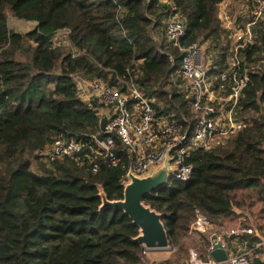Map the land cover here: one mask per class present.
Wrapping results in <instances>:
<instances>
[{"label":"trees","instance_id":"obj_1","mask_svg":"<svg viewBox=\"0 0 264 264\" xmlns=\"http://www.w3.org/2000/svg\"><path fill=\"white\" fill-rule=\"evenodd\" d=\"M224 1L0 0V264H144L139 228L123 211L101 209V190L109 201L123 200L122 167L102 164L93 174L88 162L44 155L57 139H72L85 145L83 158L102 161L89 149L90 136L100 134L102 106L80 98L77 77L121 92L124 80L153 99L158 114L195 125L199 115L179 75L184 49L195 43L206 49L220 96L230 95L234 70L247 72L235 110L243 127L210 150L192 152V180L145 203L162 214L170 245L186 252L197 211L217 225L244 219L243 227L264 234V64L253 68L264 61V20L257 43L232 69L236 43L219 17ZM172 10L186 26L180 47L166 37ZM10 16L37 25L21 34L11 30ZM223 74L228 79L220 83ZM256 203L262 206L255 212ZM200 242L209 245L205 235Z\"/></svg>","mask_w":264,"mask_h":264},{"label":"built area","instance_id":"obj_2","mask_svg":"<svg viewBox=\"0 0 264 264\" xmlns=\"http://www.w3.org/2000/svg\"><path fill=\"white\" fill-rule=\"evenodd\" d=\"M235 2L245 7L250 5L251 10L245 9L244 15L233 21L236 17L232 12L233 1L225 0L220 6L219 17L226 32L236 43L234 55L229 59L232 69L241 65L242 50L257 43L256 26L259 21L264 20V0ZM242 17H252V21L243 28L238 24ZM185 35L186 26L183 20L172 10L167 20V39L174 46L180 47ZM184 53L179 69L182 82L180 88L186 90L193 100L191 108L199 115L195 125H190L186 118H182L186 124L181 125L169 116L158 114L153 106L154 100L124 80L122 82L127 90L121 92L103 81H87L77 77L75 83L80 98L87 104L96 101L102 106L99 109L100 122L102 118H107L105 130L90 136L92 145L89 149L101 157L102 161H92L90 155L83 158L85 145L72 139H57L46 150V161L53 162L67 157L81 162L82 165L88 162L92 166L90 172L93 174L99 171L102 164L107 167L121 166L126 172L122 178L124 185L128 182L129 173L136 176L146 175L162 166L168 157L173 173L166 189H171L177 182L186 183L192 180L194 168L188 163L192 152L210 150L243 127L242 122L235 116V110L249 76L246 71L239 72V68L234 70L230 95L220 96L214 90V83L208 72L209 62L206 60L205 47L195 43L184 49ZM170 59L174 61L173 57ZM261 64H264V61L253 68L261 69ZM173 67L171 80L177 82L175 62ZM227 79V74H223L220 83ZM117 140L125 151L126 162L116 151ZM203 235L209 239V245L204 248L199 245ZM189 236L197 240L198 244L190 247L186 260L178 264H260V261H264V235L255 227L217 225L197 211ZM218 243L222 244L227 253V259L223 262L216 261L212 256ZM151 253L153 252L143 248L141 260L144 264H171L166 261L147 262L145 257Z\"/></svg>","mask_w":264,"mask_h":264},{"label":"water","instance_id":"obj_3","mask_svg":"<svg viewBox=\"0 0 264 264\" xmlns=\"http://www.w3.org/2000/svg\"><path fill=\"white\" fill-rule=\"evenodd\" d=\"M106 122L107 118H102L100 122L101 131L105 130ZM172 173L173 170L169 166L167 157L162 166L146 175L136 176L129 173L127 175L128 182L124 184L123 200L109 201L103 190L100 193L103 200L101 209L110 208L123 211L133 224L139 228V235L135 240L149 252L167 251L172 247L162 214L145 203V199L148 196L165 189ZM212 256L218 262H223L227 259V253L221 243L216 245Z\"/></svg>","mask_w":264,"mask_h":264},{"label":"rangeland","instance_id":"obj_4","mask_svg":"<svg viewBox=\"0 0 264 264\" xmlns=\"http://www.w3.org/2000/svg\"><path fill=\"white\" fill-rule=\"evenodd\" d=\"M248 9L249 11L251 10L250 5H248V7H245L243 5L240 4H236V6L233 8L232 12L234 14L233 21L234 19L238 18L240 15H244V10ZM8 22H9V26L11 28V30L21 33V34H26L30 31H32L33 29H35L36 27V23L34 22H27V21H22V20H18L12 16H10L8 18ZM225 23V21H224ZM227 25V23H225ZM208 60V59H206ZM261 203H256V206L253 207V210L256 212L259 210V208L261 207ZM250 217V216H249ZM244 221V219H240L238 221H233V222H228L227 224L231 225L232 227L234 226H243L242 222ZM262 234V233H261ZM264 235V234H262ZM201 243V242H200ZM186 247L189 249L192 246H196L197 240H194L193 238H188L186 241ZM200 245V244H199ZM198 245V247H200ZM188 256V252L181 250L180 248L176 247H171L170 250L167 251H160V252H153L150 255L146 256L145 258L147 259V262H153V261H166L172 264H178L181 263L182 261L186 260Z\"/></svg>","mask_w":264,"mask_h":264},{"label":"crops","instance_id":"obj_5","mask_svg":"<svg viewBox=\"0 0 264 264\" xmlns=\"http://www.w3.org/2000/svg\"><path fill=\"white\" fill-rule=\"evenodd\" d=\"M233 1V8L236 6L235 4H236V0H232Z\"/></svg>","mask_w":264,"mask_h":264}]
</instances>
